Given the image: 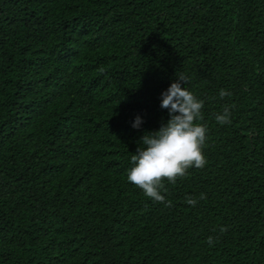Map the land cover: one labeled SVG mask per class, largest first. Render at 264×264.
<instances>
[{"label":"trees","instance_id":"obj_1","mask_svg":"<svg viewBox=\"0 0 264 264\" xmlns=\"http://www.w3.org/2000/svg\"><path fill=\"white\" fill-rule=\"evenodd\" d=\"M180 73L207 164L166 207L127 175ZM0 264H264V0H0Z\"/></svg>","mask_w":264,"mask_h":264},{"label":"clouds","instance_id":"obj_2","mask_svg":"<svg viewBox=\"0 0 264 264\" xmlns=\"http://www.w3.org/2000/svg\"><path fill=\"white\" fill-rule=\"evenodd\" d=\"M177 76L178 79L161 93V107L168 109L170 118L158 130L146 131L141 136L135 154L130 157L132 167L127 175V181L141 189L145 197L166 207L171 206V201L164 194L168 191L165 181L175 184L178 179L187 178L190 169H201L207 164L204 149L208 128L200 122L204 101L181 86V82L189 84L190 77L183 73ZM231 95L225 89L219 91L221 99ZM231 107L234 105H225L221 113L215 114L220 125L231 124ZM142 123L137 115L132 127L139 128ZM199 199H206V194L201 193ZM186 203L194 207L198 199L188 196ZM226 231V227L220 228L221 233ZM215 242L213 237H208L209 246Z\"/></svg>","mask_w":264,"mask_h":264}]
</instances>
